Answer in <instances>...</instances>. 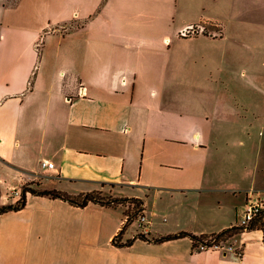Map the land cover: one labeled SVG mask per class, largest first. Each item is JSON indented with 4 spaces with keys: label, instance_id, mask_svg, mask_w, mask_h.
Here are the masks:
<instances>
[{
    "label": "crops",
    "instance_id": "1",
    "mask_svg": "<svg viewBox=\"0 0 264 264\" xmlns=\"http://www.w3.org/2000/svg\"><path fill=\"white\" fill-rule=\"evenodd\" d=\"M199 22L220 35L179 36ZM235 125L264 129V0H0V206L35 182L137 197L145 217L117 247L124 207L26 193L0 213V264H264L259 229L226 243L239 254L134 237L218 232L264 203Z\"/></svg>",
    "mask_w": 264,
    "mask_h": 264
},
{
    "label": "trees",
    "instance_id": "2",
    "mask_svg": "<svg viewBox=\"0 0 264 264\" xmlns=\"http://www.w3.org/2000/svg\"><path fill=\"white\" fill-rule=\"evenodd\" d=\"M37 53L40 54V47H37ZM35 72L32 73L29 80V85L33 84ZM35 182L24 183L21 186V192L19 198L14 204H6L0 206V213L9 210H18L22 208L26 203V193L30 194H40L47 195L53 198H61L68 201L69 203L76 206H85L88 202L98 203L103 206L117 207L122 206L124 214V222L120 230L113 236L112 243L117 247L129 245L132 239H127L121 241L122 235L127 229V227L137 218L138 215H142V200L137 197H112L110 195H103L100 191H90L78 195H70L64 191L56 189H38L35 187ZM38 185V184H37ZM259 229L263 233L264 238V208L260 209L256 215L250 220L248 225L234 224L225 227L218 232H213L210 234L195 235L188 231H179L177 233H170L166 235H159L156 237L148 238L143 233L139 232L134 237L150 240L153 242H162L169 239H174L178 237H189L193 245L197 243H205L209 245L221 246L224 243L230 241L235 235L246 230Z\"/></svg>",
    "mask_w": 264,
    "mask_h": 264
},
{
    "label": "rangeland",
    "instance_id": "3",
    "mask_svg": "<svg viewBox=\"0 0 264 264\" xmlns=\"http://www.w3.org/2000/svg\"><path fill=\"white\" fill-rule=\"evenodd\" d=\"M192 74L193 78L194 74L197 75L196 77L198 78L200 70L192 71ZM191 90L193 110H196L199 106L198 101L200 98V87L197 85H192ZM190 118L193 124L200 125L202 122V119L197 112H193ZM227 125H229V123ZM227 136L229 137V143L227 144V147L232 149L231 151L235 153L236 157H246L250 162H253L254 160L257 164L259 163V165L262 167V175L264 177V129L259 130L257 128L256 130L251 131V129L243 128L240 125H235L232 126L231 130H229V135ZM210 154L211 152H209V156ZM121 217L124 218L123 212L121 213ZM135 223H138L137 219H134L132 226H134ZM235 224H238V221H236Z\"/></svg>",
    "mask_w": 264,
    "mask_h": 264
},
{
    "label": "built area",
    "instance_id": "4",
    "mask_svg": "<svg viewBox=\"0 0 264 264\" xmlns=\"http://www.w3.org/2000/svg\"><path fill=\"white\" fill-rule=\"evenodd\" d=\"M199 34L208 35V36H218L220 35V29L217 26L216 29H210L206 23L199 22L196 24L187 25L186 27L182 28L179 31V36L181 37H190ZM39 165L40 167L51 168L53 167L54 163L46 159H41L39 161ZM20 192L21 190L14 188L9 192V196L18 199L20 196ZM263 208H264V203L262 201L258 200V201L246 202L241 217L238 220V224L248 225V223L256 215V213ZM136 219L140 224L145 222V217L143 214L138 215ZM141 226L143 227V225ZM205 249H225V250L233 251L238 254L240 253V251L239 252L236 251V248L226 243H224L221 246L209 245L205 243H197L193 245L194 251H201Z\"/></svg>",
    "mask_w": 264,
    "mask_h": 264
}]
</instances>
